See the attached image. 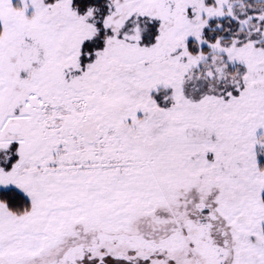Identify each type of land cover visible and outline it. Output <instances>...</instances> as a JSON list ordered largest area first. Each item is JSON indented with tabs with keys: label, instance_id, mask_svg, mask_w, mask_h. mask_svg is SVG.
<instances>
[{
	"label": "snow or ice",
	"instance_id": "obj_1",
	"mask_svg": "<svg viewBox=\"0 0 264 264\" xmlns=\"http://www.w3.org/2000/svg\"><path fill=\"white\" fill-rule=\"evenodd\" d=\"M0 264H264V0H0Z\"/></svg>",
	"mask_w": 264,
	"mask_h": 264
}]
</instances>
